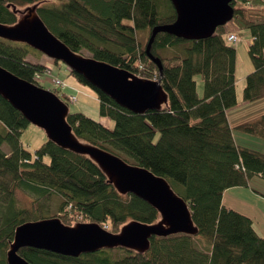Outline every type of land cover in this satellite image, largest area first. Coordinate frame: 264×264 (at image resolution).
<instances>
[{"label": "trees", "instance_id": "16d2710c", "mask_svg": "<svg viewBox=\"0 0 264 264\" xmlns=\"http://www.w3.org/2000/svg\"><path fill=\"white\" fill-rule=\"evenodd\" d=\"M8 3L20 8L40 3L41 18L74 51L86 48L96 59L143 78L161 79L168 105L136 114L70 69V75L99 100V117L110 118L114 126L84 112L70 111L68 121L80 140L166 178L188 202L199 228L195 236L153 237L144 254L121 247L79 257L34 247H23L19 254L32 264H264V236L254 220L223 201L227 189L249 186L256 176L264 179V152L238 143L228 118V111L238 104V53L227 40L232 31L225 28L227 22L201 39L159 32L151 53L161 61L160 69L146 54V46L154 27L176 21L172 0H0L1 23L17 21ZM231 4L230 21L252 36L248 51L254 69L245 77L243 98L254 102L264 97V0ZM30 49L37 51L0 38V65L42 86L39 72L50 68L28 60ZM196 75L204 80L202 96ZM80 88L89 93L76 83L50 90L69 105V94L77 96ZM28 125L0 95V264H7L15 228L25 221L55 216L67 225L96 222L116 233L131 220L154 223L160 218L143 199L120 194L88 156L65 150L48 138L30 151L21 141ZM236 127L264 139V112ZM5 143L9 152L2 148ZM51 205L56 210H50Z\"/></svg>", "mask_w": 264, "mask_h": 264}, {"label": "water", "instance_id": "95a60500", "mask_svg": "<svg viewBox=\"0 0 264 264\" xmlns=\"http://www.w3.org/2000/svg\"><path fill=\"white\" fill-rule=\"evenodd\" d=\"M177 19L171 25L154 27L146 54L162 69L151 53L155 36L167 31L185 39H201L233 18V0H172ZM40 3L18 7L8 3L18 15L13 24L0 22V38L26 44L55 61L66 64L82 76L89 86L110 96L120 106L136 114L161 110L169 95L161 79L140 77L122 67L76 52L54 34L38 13ZM0 95L22 115L42 129L48 140L78 155L88 156L107 177V182L122 195L134 194L156 209L154 223L131 220L113 233L96 222L65 224L60 217L25 221L15 228L6 253L7 264H32L19 250L34 247L57 254L79 257L102 249L126 248L139 254L148 252L153 237L176 234L198 235L188 202L170 182L144 166L131 164L121 156L80 140L68 121L69 105L55 92L32 83L0 65Z\"/></svg>", "mask_w": 264, "mask_h": 264}, {"label": "rangeland", "instance_id": "374dc122", "mask_svg": "<svg viewBox=\"0 0 264 264\" xmlns=\"http://www.w3.org/2000/svg\"><path fill=\"white\" fill-rule=\"evenodd\" d=\"M56 2L61 3L62 0H56ZM225 28L227 30L234 31L240 37L239 42L234 43L238 53V58H237L238 62H237V71H236L238 104L228 111L229 122L233 127V133L236 139L238 140V142L244 144L247 147L255 148L257 150L264 152L263 138L254 136L252 134H248L240 130L239 128L235 127L239 122L244 123L246 121L252 120L253 119L252 117L263 105V102L261 101L248 102L245 101L243 98V89L245 85L244 76H247L249 72L254 68L253 62L250 58V54L248 51L249 44L251 42L250 30L239 29L231 21L225 24ZM80 52L84 55L91 54V52L86 48L81 49ZM27 59L32 62L42 63L49 66L50 69L47 72H39L40 77L38 80L41 83L42 87L44 88L47 89L55 88L54 74L60 75L69 84L74 82L76 84L82 85L83 89H85L89 93H86L83 90H81L77 94L78 100L74 103L69 102L70 111L72 113L84 112L87 116L91 118H95V119L100 118L98 114L99 101L97 100L96 96L85 85L78 82L75 76L70 75V68L66 64L62 62L56 63L54 59L46 56L45 54H42L41 52H37L31 49L29 51V54L27 55ZM53 69H54V73L52 74L51 72H53L52 71ZM195 79L197 81L198 92L202 96L204 90V80L201 75H196ZM263 111H264V107L261 113ZM105 118L110 119L108 117ZM113 126H114V122H113ZM46 140H47V136L45 132L33 124L28 125L23 130L21 135V141L23 145L28 149H30V151L32 152H34L37 148H39ZM2 148L7 152H9L10 150V147L7 143H5L2 146ZM130 162L134 163L135 161L130 160ZM20 196L23 197L22 193L20 194ZM228 197H231V193L228 194ZM240 197H242V195H240ZM49 208L52 211L56 210V208L52 205Z\"/></svg>", "mask_w": 264, "mask_h": 264}, {"label": "crops", "instance_id": "0c3cea01", "mask_svg": "<svg viewBox=\"0 0 264 264\" xmlns=\"http://www.w3.org/2000/svg\"><path fill=\"white\" fill-rule=\"evenodd\" d=\"M231 32H234V31H231ZM52 71H53L52 73H54V69ZM54 75H56V74H54ZM56 76L65 80L60 75H56ZM245 77L246 76H244V80H245ZM70 85L75 86V83L72 82V83H70ZM80 90H81V88H80ZM257 101L263 102L262 107L255 113V115L252 117L253 118L252 120H249L246 122L255 121V120L259 119L260 116L263 114L264 111L262 113H261V111L264 107V97L257 100ZM228 118H229V116H228ZM100 120L102 121L103 124H107L110 126L113 124V122H111L107 118H100ZM239 124H241V123L239 122L236 126H238ZM234 137H235V135H234ZM235 139H236V137H235ZM238 143H240V142H238ZM240 144H242V143H240ZM229 193H231V197H228ZM240 195H242V197H240ZM223 201L227 206L234 208V209H237V210H240L244 214H247L250 217H252V219L255 222L256 230L258 231V233H260L262 236H264V179L263 178H261L260 176H256L250 181L249 186H238V187H232V188L227 189L224 193Z\"/></svg>", "mask_w": 264, "mask_h": 264}, {"label": "built area", "instance_id": "2783aa9c", "mask_svg": "<svg viewBox=\"0 0 264 264\" xmlns=\"http://www.w3.org/2000/svg\"><path fill=\"white\" fill-rule=\"evenodd\" d=\"M227 40L230 43L234 44V43H238L239 42L240 37L235 32H230V33L227 34ZM251 40H252V37H251ZM54 82H55V86L59 87L62 90H65V89H67L69 87V84L65 80L59 78L56 75L54 77ZM76 98H77V96L75 94H69V96H68L69 102H73L74 103L76 101Z\"/></svg>", "mask_w": 264, "mask_h": 264}]
</instances>
